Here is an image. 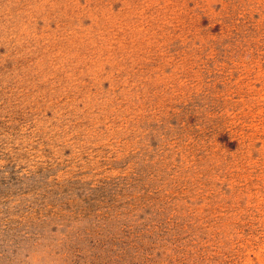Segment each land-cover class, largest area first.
<instances>
[{
  "label": "rangeland",
  "instance_id": "374dc122",
  "mask_svg": "<svg viewBox=\"0 0 264 264\" xmlns=\"http://www.w3.org/2000/svg\"><path fill=\"white\" fill-rule=\"evenodd\" d=\"M0 264H264V0H0Z\"/></svg>",
  "mask_w": 264,
  "mask_h": 264
}]
</instances>
